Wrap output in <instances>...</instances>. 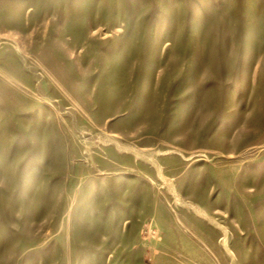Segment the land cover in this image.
Returning a JSON list of instances; mask_svg holds the SVG:
<instances>
[{"label":"rangeland","instance_id":"rangeland-1","mask_svg":"<svg viewBox=\"0 0 264 264\" xmlns=\"http://www.w3.org/2000/svg\"><path fill=\"white\" fill-rule=\"evenodd\" d=\"M0 264H264V0H0Z\"/></svg>","mask_w":264,"mask_h":264},{"label":"bare ground","instance_id":"bare-ground-1","mask_svg":"<svg viewBox=\"0 0 264 264\" xmlns=\"http://www.w3.org/2000/svg\"><path fill=\"white\" fill-rule=\"evenodd\" d=\"M212 220V219H211Z\"/></svg>","mask_w":264,"mask_h":264}]
</instances>
